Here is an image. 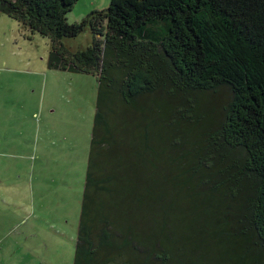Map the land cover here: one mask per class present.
I'll return each instance as SVG.
<instances>
[{
    "label": "trees",
    "instance_id": "trees-1",
    "mask_svg": "<svg viewBox=\"0 0 264 264\" xmlns=\"http://www.w3.org/2000/svg\"><path fill=\"white\" fill-rule=\"evenodd\" d=\"M77 1L0 0L99 81L75 264H264V0Z\"/></svg>",
    "mask_w": 264,
    "mask_h": 264
},
{
    "label": "rangeland",
    "instance_id": "rangeland-1",
    "mask_svg": "<svg viewBox=\"0 0 264 264\" xmlns=\"http://www.w3.org/2000/svg\"><path fill=\"white\" fill-rule=\"evenodd\" d=\"M110 1L78 0L68 21L80 22ZM92 38L86 29L64 43L78 50L90 46ZM50 50V38L0 12V264H75L86 165L81 159L100 88L94 74L51 69ZM206 95L203 101H213ZM38 129L43 130L40 135ZM73 151L75 162L66 165ZM31 174L38 180L34 185L39 194L26 186ZM39 201L44 208L50 206V214L25 219L21 206L43 211ZM180 206L190 220L191 199Z\"/></svg>",
    "mask_w": 264,
    "mask_h": 264
},
{
    "label": "crops",
    "instance_id": "crops-1",
    "mask_svg": "<svg viewBox=\"0 0 264 264\" xmlns=\"http://www.w3.org/2000/svg\"><path fill=\"white\" fill-rule=\"evenodd\" d=\"M53 110H55V109H53ZM45 128V127H44ZM44 128H43V130H44ZM43 130H40V129H38V133H39V135H40V132H43ZM92 130H93V128H92ZM89 135H90V138L88 139V142H87V144H86V146L84 147V152L82 153V161L84 160L85 162H86V165H85V172H84V179H83V184H84V186H85V179H86V173H87V166H88V160H89V152H90V141H91V138H92V131H91V133H89ZM47 143L44 145V147L46 148L47 147ZM67 157L68 158H66L67 159V164L66 165H69V166H71L74 162H75V153H74V151H73V153L72 152H70L69 154H67ZM65 172V171H64ZM63 172V173H64ZM67 173H69V170H67L66 171ZM36 181H38V180H36ZM35 181V179H34V176H32V174L29 176H27L26 177V186H28V188H29V190H33L36 194H39V191H37L36 189V185H34V183L36 182ZM63 183H64V181H63ZM28 184V185H27ZM31 188V189H30ZM83 190H84V187H83ZM29 193V192H28ZM34 193V194H35ZM74 193V192H73ZM42 195V194H41ZM81 198V197H80ZM44 199V200H43ZM47 198H46V196H42V203H46L47 204ZM40 203H39V205H40V209L41 210H43V211H39L37 208H39V207H34V209H30V208H28V205H23V206H21V210L23 211V213L26 215V217H25V219H33V220H40L41 219V216L44 214V213H49L50 214V211L52 210L51 208H50V206H46L47 208H44V206L42 207V205H41V201H39ZM81 203H82V200H81ZM81 203H80V205H81ZM69 207V206H68ZM66 208V207H65ZM37 209V210H36ZM43 220V219H42ZM36 222V221H35Z\"/></svg>",
    "mask_w": 264,
    "mask_h": 264
}]
</instances>
